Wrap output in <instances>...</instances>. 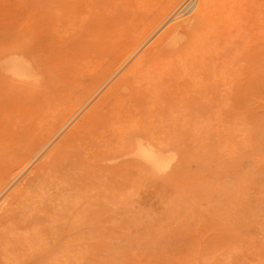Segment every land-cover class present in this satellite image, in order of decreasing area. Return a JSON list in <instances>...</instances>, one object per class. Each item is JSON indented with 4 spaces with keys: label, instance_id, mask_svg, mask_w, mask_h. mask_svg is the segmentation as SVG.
<instances>
[{
    "label": "rangeland",
    "instance_id": "rangeland-1",
    "mask_svg": "<svg viewBox=\"0 0 264 264\" xmlns=\"http://www.w3.org/2000/svg\"><path fill=\"white\" fill-rule=\"evenodd\" d=\"M0 74V264H264V0H0Z\"/></svg>",
    "mask_w": 264,
    "mask_h": 264
},
{
    "label": "bare ground",
    "instance_id": "bare-ground-1",
    "mask_svg": "<svg viewBox=\"0 0 264 264\" xmlns=\"http://www.w3.org/2000/svg\"><path fill=\"white\" fill-rule=\"evenodd\" d=\"M209 2H211V1H209ZM213 2V1H212ZM211 2V3H212ZM223 2V1H222ZM237 2H238V0H237ZM201 3H203V2H201ZM205 3H208V1L207 2H204V4ZM215 3V2H214ZM234 3V2H233ZM210 4V3H209ZM221 4V3H220ZM237 4V3H236ZM236 4H232L233 6H235ZM203 5V4H202ZM213 5V4H212ZM219 5V4H218ZM239 5V4H238ZM196 6V5H195ZM217 6V5H216ZM215 6V7H216ZM232 6V7H233ZM212 7V6H211ZM231 7V6H230ZM236 7H238V6H235V9L237 10V8ZM245 7V6H244ZM205 8H207L208 9V7L206 6ZM234 8V7H233ZM232 8V10L233 11H235L236 12V10H234ZM239 8H242V5H241V7L239 6ZM239 8H238V10H239ZM89 9V8H88ZM193 9V8H192ZM243 9V8H242ZM216 10V9H215ZM229 10H231V9H229ZM237 10V11H238ZM190 10H188V12H189ZM205 10H203V12H204ZM208 11H209V9H208ZM201 14V13H200ZM200 14H198L199 15V17H200ZM204 14H206V13H204ZM213 13H211L210 14V16L212 15ZM215 14V13H214ZM218 14H219V12H218ZM223 14V13H222ZM181 15V14H180ZM207 15H209V12H208V14H206V16L205 17H208ZM219 15H221V14H219ZM194 15L192 14L191 16H188L187 18H185L184 17V19L183 20H180L179 22L180 23H183V24H187V25H192V23H194V22H192V21H194L193 20V18L194 19H196L195 17H193ZM209 16V17H210ZM222 16V15H221ZM175 17V16H174ZM203 17V16H202ZM212 17V16H211ZM172 18V17H171ZM198 18V17H197ZM228 18V17H227ZM204 19H206V18H202L201 19V17H200V20H204ZM199 20V21H200ZM177 22V21H176ZM179 22H177V23H179ZM197 24H198V22H196ZM195 23V24H196ZM180 26V24L177 26V24H176V26L174 27V29H175V34H177V35H179V33H177L178 32V30H179V27ZM173 27H172V29H173ZM183 27H185V26H183ZM172 29L171 30H169L170 31V36H171V34L173 33V32H171L172 31ZM174 31V30H173ZM180 31V30H179ZM167 34H169V32L167 33ZM183 35V34H182ZM184 35H185V33H184ZM186 37V36H185ZM184 37V38H185ZM171 38V37H170ZM173 38H175V36L173 37ZM178 38H179V36H178ZM178 41V40H177ZM180 41V40H179ZM172 45V44H171ZM175 45V44H174ZM173 45V46H174ZM177 45V44H176ZM136 46V45H135ZM178 47V46H177ZM22 52V51H21ZM16 53V52H15ZM130 54V53H129ZM143 54H141V56H142ZM145 55V54H144ZM143 57V56H142ZM27 58H28V55H27ZM52 58H55L54 56L52 57ZM61 58V60H59ZM58 57V59H57V57L55 58V59H57L58 61H62V57ZM30 60H31V58H29ZM33 59H35L34 57H33ZM50 59V58H49ZM144 61V58H140L139 60L140 61H142V60ZM4 61H5V59H3ZM45 60V59H44ZM136 60V59H135ZM139 60L137 59L135 62H136V64L137 65H139V64H143L144 62H139ZM32 61V60H31ZM43 61V60H42ZM138 61V62H137ZM35 62H36V60H35ZM54 62V61H53ZM135 62H133L134 64H135ZM133 63L131 64V65H133ZM139 63V64H138ZM38 64V63H37ZM40 64V63H39ZM141 64V65H142ZM4 65H5V67L7 68V69H9L13 74H14V76H17V77H24V76H27V77H29L30 75H31V73H30V71H32L33 69V66H34V64H33V62H28L25 58H23L22 56H19V55H8L7 57H6V61H5V63H4ZM52 65H53V63H52ZM137 65H135V66H137ZM140 65V66H141ZM151 65V64H150ZM40 66V65H39ZM43 66V65H42ZM143 66V65H142ZM54 67H56L55 65H54ZM130 67V66H129ZM134 67V66H133ZM48 68H50V67H48L47 66V71H48ZM139 68V67H138ZM32 69V70H31ZM36 68H34V70H35ZM40 69H41V66H40ZM33 70V71H34ZM45 70V69H44ZM49 70H51V69H49ZM112 70V69H111ZM127 70V69H126ZM134 70V69H133ZM140 70V69H139ZM7 71V70H6ZM32 71V72H33ZM113 71V73L115 72L114 70H112ZM117 71V70H116ZM141 71V70H140ZM43 72V71H42ZM62 72V71H61ZM111 72V71H110ZM142 72V71H141ZM161 72V71H160ZM52 73V72H51ZM125 73V72H124ZM138 73H140V72H138ZM162 73V72H161ZM160 73V74H161ZM45 74V73H44ZM111 74V73H110ZM1 75V74H0ZM5 75V74H4ZM10 75V74H9ZM12 75V74H11ZM10 75V76H11ZM38 75V74H37ZM48 75H51V74H48ZM127 76H128V74H126ZM34 76V75H33ZM52 76V75H51ZM54 76V75H53ZM95 76V75H94ZM94 76H91V77H94ZM99 76V75H98ZM106 76H107V74H106ZM110 76V75H109ZM112 76V75H111ZM132 76H134V75H132ZM30 77H32V76H30ZM34 77H36V76H34ZM47 75H46V79H44V80H47ZM129 77V76H128ZM131 77V76H130ZM129 77V78H130ZM135 77V76H134ZM54 78V77H53ZM96 78V77H95ZM106 78V77H105ZM126 78V77H125ZM35 79H37V78H35ZM107 79V78H106ZM122 79V78H121ZM132 79V78H131ZM150 79V78H149ZM98 80H100V79H98ZM22 80H20V82H21ZM28 81H30V80H28ZM28 81H25V79H24V82H28ZM42 81V80H41ZM49 81H51V80H49ZM53 81V80H52ZM51 81V82H52ZM54 81H56V80H54ZM53 81V82H54ZM90 81H93V80H90ZM125 79H124V83H125ZM131 81V80H130ZM151 81V80H150ZM37 82H39L38 80H37ZM87 82H88V80H87ZM121 82V81H120ZM128 82V81H127ZM127 82H126V84H127ZM32 83H33V85H35V86H37V83L35 82L34 83V81H32ZM90 83V82H89ZM97 83V82H96ZM101 83V82H100ZM119 83V82H118ZM123 83V82H122ZM130 83V82H129ZM29 84H30V82H29ZM47 84H49L50 85V83L49 82H47ZM55 84V83H54ZM91 84H93V83H91ZM112 84H114V83H112ZM112 84H111V86H112ZM27 85V84H26ZM42 85V84H41ZM40 85V86H41ZM46 85V84H45ZM45 85H44V87H45ZM89 85V84H88ZM155 85V84H154ZM21 86H23V85H21ZM20 86V87H21ZM87 86V85H86ZM155 86H157V85H155ZM19 87V86H18ZM17 87V88H18ZM29 88H27V89H30V86H28ZM31 87H33V86H31ZM89 87V86H88ZM99 87V86H98ZM118 87V86H117ZM127 87V86H126ZM149 87V86H148ZM36 88V87H35ZM100 88V87H99ZM110 88V87H109ZM108 88V89H109ZM121 89L123 88V86L122 87H120ZM155 88V87H154ZM46 89H47V87H46ZM114 89V87L112 88V90ZM116 89V88H115ZM114 89V90H115ZM126 89V88H125ZM19 90H21V89H19ZM113 90V91H114ZM117 90H119V87L117 88ZM155 90V89H154ZM24 90H22V92H23ZM36 91H41V90H39V88L38 89H36ZM110 90H108V92H109ZM116 91V90H115ZM120 91V90H119ZM151 91H153L152 89H151ZM21 92V93H22ZM27 92V91H26ZM26 92H25V94H26ZM43 92H44V90H43ZM43 92H42V94H43ZM83 92H85V91H83ZM87 92V94H88V91H86ZM108 92H106V94H107V96H108ZM121 92V91H120ZM156 92H158V91H156ZM37 94H38V92H37ZM91 94H92V92H91ZM90 94V95H91ZM109 94H111V91L109 92ZM113 94H114V92H113ZM113 94H112V96L110 95V97L108 96V98H107V101H108V103H109V99L111 98V97H114L113 96ZM46 95V94H45ZM44 95V96H45ZM104 95V94H103ZM34 95H30V97L29 98H31V97H33ZM42 96V95H41ZM44 96H42V97H44ZM115 96H117V95H115ZM28 97V96H27ZM35 97H37V95L35 96ZM78 97H81L80 95L78 96ZM104 98H105V95L103 96ZM102 97V98H103ZM37 98H39V97H37ZM86 98V97H85ZM115 98V97H114ZM79 99H81V98H79ZM113 99V98H112ZM20 100H22V99H20ZM83 100V99H82ZM86 100H87V98H86ZM89 100V99H88ZM103 101L104 99H99V101ZM105 100H106V98H105ZM115 100H117V99H115ZM42 101V100H41ZM83 101H85V99L83 100ZM100 101V102H101ZM106 102V101H105ZM20 104V103H19ZM82 104V103H81ZM84 104V103H83ZM101 104V103H100ZM99 104V105H100ZM103 104V103H102ZM15 106H16V104H14ZM14 105H12V108H14L15 106ZM23 105V104H22ZM85 105V104H84ZM94 105V107H95V105L96 104H93ZM14 106V107H13ZM25 106H26V104H25ZM17 107V106H16ZM15 107V108H16ZM27 108H29V109H32V108H30L29 106H26ZM25 107V108H26ZM31 107H33V106H31ZM20 108V107H19ZM26 108V109H27ZM99 108V107H98ZM16 109H18V108H16ZM26 109H25V112H26ZM34 109V108H33ZM32 109V110H33ZM15 110V109H14ZM19 110V109H18ZM20 110H21V108H20ZM19 110V111H20ZM22 110H24L23 108H22ZM28 110V109H27ZM95 110V109H94ZM16 111V110H15ZM18 111V112H19ZM91 111V110H90ZM89 111V112H90ZM17 112V113H18ZM20 112H22V111H20ZM19 112V113H20ZM28 112V111H27ZM78 112V111H77ZM98 112H99V110H98ZM18 113V114H19ZM29 113H30V111H29ZM74 113V112H73ZM27 114V113H26ZM31 114V113H30ZM72 114V113H71ZM86 114V113H85ZM94 115V114H93ZM70 116V115H69ZM68 116V117H69ZM99 116V115H98ZM61 117V116H60ZM63 117V116H62ZM84 117H87V116H84ZM89 117V116H88ZM67 118V117H66ZM100 118V117H99ZM70 119V118H69ZM81 120H82V118H80ZM86 119V118H85ZM92 119V118H91ZM65 120V119H64ZM87 120V119H86ZM88 121V120H87ZM95 121V120H94ZM89 123H90V121H88ZM63 123H65L64 121H63ZM63 123H62V125H63ZM61 125V124H60ZM59 125V126H60ZM75 126V125H74ZM91 126H92V124H91ZM76 128H77V123H76ZM76 128H75V130H76ZM79 129H81V128H79ZM85 129V128H84ZM83 129V130H84ZM88 130H89V127L87 128ZM72 130H74V129H72ZM85 131H87V130H85ZM70 132V131H69ZM68 132V133H69ZM73 132V131H72ZM71 132V133H72ZM79 132H81V133H83L82 131H79ZM85 133V132H84ZM71 135V134H70ZM73 135V134H72ZM69 136V135H68ZM74 136V135H73ZM72 136V137H73ZM66 137H67V135H66ZM71 137V138H72ZM152 138V137H151ZM69 139V138H68ZM148 139H150V137H148ZM147 139V140H148ZM67 140V139H66ZM78 140V139H77ZM151 140V139H150ZM153 141H155V140H153ZM153 141H151V142H153ZM150 141H143V140H140L137 144H136V147H135V150H133L134 152V154L135 155H137L138 157H140L141 159H142V161L144 162L143 164H146V165H148V166H152V167H158V168H162V167H165L167 164H170V159L172 158H170L169 157V152H168V149L166 150V149H164L163 147L162 148H160V147H158V146H156L154 143V145L151 143ZM158 143V142H157ZM158 144H161V143H158ZM163 144V143H162ZM165 146V145H164ZM60 147V146H59ZM168 147V146H167ZM40 149V148H39ZM134 149V148H133ZM48 157L47 158H49V155H47ZM140 160V159H139ZM47 160L45 159V162H46ZM141 161V162H142ZM44 162V161H43ZM49 162V161H48ZM47 162V163H48ZM43 168V167H42ZM28 187V186H27Z\"/></svg>",
    "mask_w": 264,
    "mask_h": 264
}]
</instances>
